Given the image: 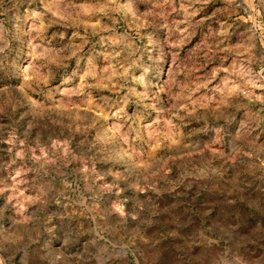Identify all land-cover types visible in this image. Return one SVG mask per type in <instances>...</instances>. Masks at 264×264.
I'll return each mask as SVG.
<instances>
[{"label":"rangeland","instance_id":"rangeland-1","mask_svg":"<svg viewBox=\"0 0 264 264\" xmlns=\"http://www.w3.org/2000/svg\"><path fill=\"white\" fill-rule=\"evenodd\" d=\"M0 264H264V0H0Z\"/></svg>","mask_w":264,"mask_h":264}]
</instances>
